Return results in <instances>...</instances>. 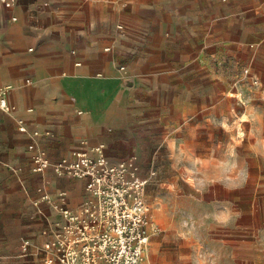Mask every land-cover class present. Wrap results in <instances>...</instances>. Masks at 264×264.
<instances>
[{
	"label": "crops",
	"instance_id": "crops-1",
	"mask_svg": "<svg viewBox=\"0 0 264 264\" xmlns=\"http://www.w3.org/2000/svg\"><path fill=\"white\" fill-rule=\"evenodd\" d=\"M42 2L19 0L9 9L0 1V88L9 87L15 107L0 108V210L19 211L6 223L10 250L2 264L11 262L7 257L24 238L41 240L47 220L62 219L53 204L62 191L71 208L86 195L85 179L34 172L32 142L53 161L79 148L101 147L111 162L129 157L119 147L152 138V94L159 103L163 85L188 76L189 67L199 80L195 55L203 41L211 51L219 49V16L237 11L243 24L255 26L256 39L264 34V0ZM225 37L221 45L231 57L241 58L253 41ZM20 120L29 133L20 131ZM164 130L162 140L168 141L169 126Z\"/></svg>",
	"mask_w": 264,
	"mask_h": 264
},
{
	"label": "rangeland",
	"instance_id": "rangeland-1",
	"mask_svg": "<svg viewBox=\"0 0 264 264\" xmlns=\"http://www.w3.org/2000/svg\"><path fill=\"white\" fill-rule=\"evenodd\" d=\"M217 19L219 49L207 40L195 55L199 80L189 67L163 85L159 103L152 94V138L118 149L149 177L158 228L144 264H264V34L256 39L237 11ZM226 33L253 38L241 58L223 51ZM18 214L0 210V264L10 250L6 223Z\"/></svg>",
	"mask_w": 264,
	"mask_h": 264
},
{
	"label": "built area",
	"instance_id": "built-area-1",
	"mask_svg": "<svg viewBox=\"0 0 264 264\" xmlns=\"http://www.w3.org/2000/svg\"><path fill=\"white\" fill-rule=\"evenodd\" d=\"M0 1L11 9L19 0ZM42 1L43 6L49 5L50 0ZM8 90L0 88V108L4 111L15 108L9 102ZM19 129L29 133L23 120ZM32 135L38 137L39 132ZM29 149L34 172L51 169L58 176L85 179L86 195L71 208L67 206V193L62 191L60 200L53 203L62 219L47 220L41 240L24 238L19 251L7 257L9 264H31L34 260L37 264L145 263L156 227L145 193L149 177L142 174L135 156L111 162L101 147L79 148L71 156L53 161L36 141Z\"/></svg>",
	"mask_w": 264,
	"mask_h": 264
},
{
	"label": "bare ground",
	"instance_id": "bare-ground-1",
	"mask_svg": "<svg viewBox=\"0 0 264 264\" xmlns=\"http://www.w3.org/2000/svg\"><path fill=\"white\" fill-rule=\"evenodd\" d=\"M156 228H158V227H156Z\"/></svg>",
	"mask_w": 264,
	"mask_h": 264
}]
</instances>
